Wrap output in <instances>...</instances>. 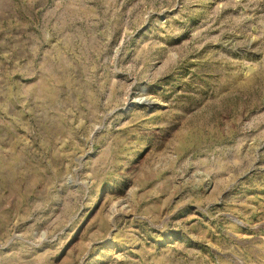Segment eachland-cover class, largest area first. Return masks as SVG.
I'll return each instance as SVG.
<instances>
[{
    "label": "rangeland",
    "instance_id": "374dc122",
    "mask_svg": "<svg viewBox=\"0 0 264 264\" xmlns=\"http://www.w3.org/2000/svg\"><path fill=\"white\" fill-rule=\"evenodd\" d=\"M0 264H264V0H0Z\"/></svg>",
    "mask_w": 264,
    "mask_h": 264
}]
</instances>
